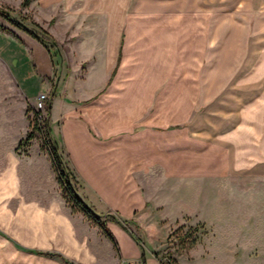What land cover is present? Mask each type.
Instances as JSON below:
<instances>
[{
  "label": "crops",
  "instance_id": "1",
  "mask_svg": "<svg viewBox=\"0 0 264 264\" xmlns=\"http://www.w3.org/2000/svg\"><path fill=\"white\" fill-rule=\"evenodd\" d=\"M187 1L200 0H31L20 6L57 40L59 54L64 47L70 56L49 120L84 183L80 197L99 212L129 217L146 211L138 186L146 188L149 167H168L170 178L191 184L234 174L264 177V9L253 10L251 48L239 63L232 32L211 40L208 7L135 12ZM256 7L264 8V0H253ZM52 19L55 26L45 28ZM0 24L11 31L0 29V66L23 105H34L40 93H51L62 68L47 42ZM216 40L220 48L229 42L232 64L211 63ZM178 124L184 127L151 129ZM134 126L142 130L131 135ZM27 129L24 117L18 123L16 114L0 112V264H162L118 223H106L112 238L97 223L92 231L90 221L83 226L82 215H73L59 193L51 158L30 144L19 147Z\"/></svg>",
  "mask_w": 264,
  "mask_h": 264
},
{
  "label": "rangeland",
  "instance_id": "2",
  "mask_svg": "<svg viewBox=\"0 0 264 264\" xmlns=\"http://www.w3.org/2000/svg\"><path fill=\"white\" fill-rule=\"evenodd\" d=\"M10 1L0 0V8L9 10L14 20L22 22L27 28L34 30L44 38L51 48L52 57L55 58V67L59 65L62 68L63 73L60 72L59 76L57 74L54 78L55 83L51 93L56 92L57 81L59 82L62 76L65 78L71 65L70 56L64 53L63 46L64 49L62 48V52L59 54L61 50H59L57 40L48 35L42 36L40 33L42 27L29 13L21 11L22 4L15 5ZM183 3L156 7L146 4L136 8L135 12L140 11L141 14H147L156 9L167 12V14L171 12L172 14L180 12L183 14V12L201 11L203 6L204 9L208 7L211 40L217 35V32L218 36H221L222 32H232L229 35V40L238 49L239 63L246 61L251 48L249 42H251L250 39H253V10L260 11L264 8H253V0H200L197 5L187 1V6H183ZM0 21L9 27H15L1 16ZM42 24L47 28L55 26V21L52 19ZM227 32L226 35H228ZM239 32H241L240 46ZM228 43L225 44V47L220 48L217 40L214 41L211 46V63L219 60L223 64L227 59V62L232 64L233 60L227 54L229 52ZM58 54L59 56H57ZM239 69L240 66H237L235 73L232 71L233 76ZM0 83V112L16 114L18 123L24 117L28 128L27 133L33 134V138L23 147L30 144L32 148L39 149L42 154L50 157V143L45 139V129L42 128V131L35 129L34 117L37 112H40L42 118H47L45 108L47 101L52 98L51 93L47 95L45 106L42 109H37L36 102L34 105L28 102L23 105L19 94L10 84V80L1 66ZM93 100L94 98H91L83 103L87 104ZM49 126L51 128L50 120ZM183 127L184 125L178 124L172 128L152 127L151 129L166 131ZM139 128L141 126H134L129 134L138 133L142 130ZM89 129L93 133L92 128L89 127ZM120 134L113 137L117 138ZM52 138L56 140V144L60 148L59 152L67 162L72 186L78 195L79 192H86L81 177L70 164L69 154L64 147L63 140L55 139L53 135ZM101 140H109V138ZM146 170V188H143L141 184L138 187L141 193L147 197L145 205L147 210H135L129 217H123L119 211L109 209L99 212L90 205L101 216L105 225L108 222L118 223L142 247L148 249L147 246H149L162 264H264V177L253 175L252 178L244 174H234L220 178L210 177L204 180L197 178L191 184L181 181L180 178H177L178 180L170 178V175H167L168 167L155 166L146 168ZM60 186L58 190L59 193H62L61 197L65 200L67 208L77 217L82 215L83 226L90 221V230H95L96 227L93 225L96 222L90 219L71 198L65 196ZM139 215L140 221L136 220Z\"/></svg>",
  "mask_w": 264,
  "mask_h": 264
},
{
  "label": "trees",
  "instance_id": "3",
  "mask_svg": "<svg viewBox=\"0 0 264 264\" xmlns=\"http://www.w3.org/2000/svg\"><path fill=\"white\" fill-rule=\"evenodd\" d=\"M31 2V0H23L22 1V6L26 7L29 5V3ZM0 16L6 20H8L13 26L24 30L26 32H28L30 35H32L34 38H37L38 40H40L41 42L45 43L46 41L44 40V38H42L38 33H36L34 30H31L29 28H27V26H25L22 22L14 20L10 11L9 10H5L0 8ZM36 24V23H35ZM37 25V24H36ZM38 27H40L39 25H37ZM0 29L5 30V31H9L11 32L8 28L4 27L3 25L0 24ZM41 30V34L42 36H46L48 35V33L40 28ZM54 91L51 93V96L54 95ZM51 99H49L46 103V114H47V118H42V115L40 112H37L35 114L34 117V126L35 129L38 131H42V128H44V135H45V139L48 140V142L50 143V158L51 161L53 163V166L57 172L58 175V180L61 184V188L64 191L65 196L71 198V200L78 206L81 208V210L92 220H94L111 238V234L109 233L105 222H103V220L101 219V216L95 212V210L88 205L77 193L76 189L72 186V182L70 180V175L68 172V167H67V162L63 159L62 154L59 152L60 148L58 147V145L56 144V141L52 138L51 135V128L49 126V120H48V115L50 113L51 110ZM33 138V134L32 133H27L26 137L23 138L20 142H19V147L23 146L25 143H27L28 141H30Z\"/></svg>",
  "mask_w": 264,
  "mask_h": 264
},
{
  "label": "built area",
  "instance_id": "4",
  "mask_svg": "<svg viewBox=\"0 0 264 264\" xmlns=\"http://www.w3.org/2000/svg\"><path fill=\"white\" fill-rule=\"evenodd\" d=\"M47 94L46 93H40L39 96L36 99V107L37 109H42L45 106V102L47 100Z\"/></svg>",
  "mask_w": 264,
  "mask_h": 264
}]
</instances>
